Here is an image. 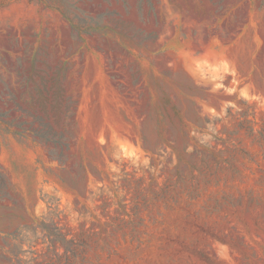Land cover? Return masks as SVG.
<instances>
[{"label":"rangeland","instance_id":"374dc122","mask_svg":"<svg viewBox=\"0 0 264 264\" xmlns=\"http://www.w3.org/2000/svg\"><path fill=\"white\" fill-rule=\"evenodd\" d=\"M4 194L0 264H264V0H0Z\"/></svg>","mask_w":264,"mask_h":264},{"label":"trees","instance_id":"16d2710c","mask_svg":"<svg viewBox=\"0 0 264 264\" xmlns=\"http://www.w3.org/2000/svg\"><path fill=\"white\" fill-rule=\"evenodd\" d=\"M61 89V88H59ZM47 100H40L39 102V108L43 112V116H35L31 115L32 118L37 122L40 123L43 128H29L25 129L29 131L30 133L36 135L39 137L41 141L44 143H51L52 148L48 149V154L50 158L53 160H56L60 167H63L65 160L70 158L68 154V151L70 150L69 143L67 142L68 137L66 136V130L65 129H53L50 127V124L46 122V118L48 117L47 111H46V103ZM30 108H33L34 105L31 101L25 102ZM51 109L53 110V113L55 115V122L59 123L61 120L66 121L72 114L73 111L70 109V101L65 100L63 98L57 99L54 103H51ZM29 125L32 123L29 122ZM64 128V126H63ZM171 137L170 139L165 137L163 132L158 133V137L161 142L165 143L166 145L172 146L175 148L176 146L174 143L177 141H185L186 139H195L196 136H192L190 129H171ZM177 140V141H176ZM174 142V143H173ZM198 153V151H197ZM182 160V157H179ZM189 168L196 169L197 165L193 162H186ZM83 177V176H82ZM2 186H5L3 184ZM5 200H12V197L8 195H0V201ZM49 209L51 208V205H48ZM42 228L45 232L46 238H48L49 241V248L52 247L56 242H65L66 250L64 254V261L66 264H73V259H76L79 256V250L76 248V246H86V242L82 241L80 243L74 242L73 240L67 241L64 236L59 232V228L57 226L50 227L46 224V220H42L41 222ZM1 257H4L7 260H11L12 258H20L19 253H16L14 251H1ZM57 261H60V258H58ZM25 264H28L27 260H23Z\"/></svg>","mask_w":264,"mask_h":264}]
</instances>
